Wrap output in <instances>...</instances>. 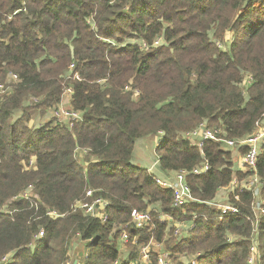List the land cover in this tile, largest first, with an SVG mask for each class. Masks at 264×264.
Listing matches in <instances>:
<instances>
[{
  "label": "trees",
  "instance_id": "16d2710c",
  "mask_svg": "<svg viewBox=\"0 0 264 264\" xmlns=\"http://www.w3.org/2000/svg\"><path fill=\"white\" fill-rule=\"evenodd\" d=\"M69 87L83 120L30 127ZM263 123L264 0H0V264L14 253L9 264H63L76 242L80 264H136L152 240L171 264H249L255 233L264 264V145L255 172L236 171L223 134L202 149L181 137L205 125L244 140ZM157 136L164 172L209 167L187 176L192 202L180 208L174 190L133 164L137 142ZM251 175L258 194L243 186ZM234 181L239 212L223 214L210 203ZM88 189L109 203L107 222L72 210ZM133 210L152 221L136 229ZM170 221L192 227L180 238Z\"/></svg>",
  "mask_w": 264,
  "mask_h": 264
},
{
  "label": "built area",
  "instance_id": "2783aa9c",
  "mask_svg": "<svg viewBox=\"0 0 264 264\" xmlns=\"http://www.w3.org/2000/svg\"><path fill=\"white\" fill-rule=\"evenodd\" d=\"M72 94H73V89L69 87L68 89H66L64 97H72ZM61 108L55 111V115L53 116L54 118L59 119L60 121L64 120L66 123L69 118V121L67 123L68 125H69V122L71 121L80 122L83 120V114L81 112L79 111L76 112L74 110L67 109V108H64V109L63 108L61 109ZM219 134L221 135L223 134L224 136L222 140V145L225 148L238 151V153L240 154L243 148L248 149L245 153H242V163L250 171L254 170L255 172V169L257 167V161L261 154L260 148L263 151L264 123L244 140H238V141L229 140L221 129H212V128L206 127L205 125H201L197 129H194L192 131L182 133L181 137L184 140L190 141L194 146H197L199 149H202L205 141H209V140L218 141ZM208 169L209 167L207 165H204L201 168H198L192 172H188L186 170L174 172V177L169 182H161L160 180L158 179L157 180L163 187L174 190V206L177 208H180L183 205L189 204L190 202H192L190 192H188V190L190 189L186 181L187 176L191 174L201 175L205 173ZM255 176H256L255 182H257L256 184H260L259 178L257 177V175ZM237 187H238V183L237 181H234L228 188L231 189V191H234ZM244 188L251 189L250 187H245V186ZM97 193H100V190L88 189L86 198L88 199L94 198V200L91 202L89 200L78 201L72 205V210L74 212H80L85 217L97 218V219H100L102 222H107L108 216L106 214V209L108 208L109 203L106 200H104L102 197H95ZM32 196L33 194H32L31 188L27 189L23 193V198H25L26 200H31ZM210 205L214 207L217 211L223 214L225 213L237 214L239 212L238 208L234 204L229 202L228 196L223 201L215 200L212 203H210ZM257 209H258V212H257L258 218H261L264 215V209L261 208L260 205H258ZM100 210L102 211V213L100 212ZM48 215L54 219L62 218L64 216L56 212H49ZM131 217L133 219V225L135 226L136 229H143L144 227L148 226L149 223L152 221V217L150 213L146 211L139 212L137 210H133ZM175 227L177 228V230L175 231V236L182 238L183 234L179 226L175 225ZM191 227H192L191 223L185 224V231L187 230L189 231ZM126 229H127V226L126 227L120 226L117 228V230L120 231V241L123 243V245H127L130 242V237ZM168 234L169 233H167V235ZM43 236H44V232L41 231L40 234L36 237V240L41 239ZM258 240L259 238L255 233L252 237V241H253V247L251 251L252 256L249 261V264H259L260 263V255L258 253ZM136 241L137 239L135 240V242ZM159 245L164 246V244H159L153 240L150 241L147 245H140L138 261L136 264H152L153 258L155 256L157 258V264H171V259H170L171 254L166 250L164 253H162L161 251H157L156 247H158ZM32 247H34V245H32ZM120 251L122 253V250ZM13 255L14 254L5 257L2 263L3 264L11 263V259L13 258ZM127 255L129 254L127 253L125 256ZM199 256L200 255L186 257L188 258V261L185 263L186 264H196L197 258ZM63 264H77V261H74L73 259H71ZM115 264H123V262L117 261L115 262Z\"/></svg>",
  "mask_w": 264,
  "mask_h": 264
},
{
  "label": "rangeland",
  "instance_id": "374dc122",
  "mask_svg": "<svg viewBox=\"0 0 264 264\" xmlns=\"http://www.w3.org/2000/svg\"><path fill=\"white\" fill-rule=\"evenodd\" d=\"M228 39H230V36H228ZM160 41H157L155 44H157V43H159ZM228 45H229V43L228 42H226L224 45H223V48H224V50H228ZM249 80H246V82H245V84H249ZM67 107V106H66ZM66 107H62L63 109L64 108H66ZM61 108V109H62ZM55 111L56 110H51L49 113H48V115H46V116H44V117H42V116H40L39 114H36V116H34L35 118L34 119H32V121H31V123H30V127H32V128H37V127H41V126H43L44 124H46L47 122H49V119L52 117V116H54L55 115ZM21 116V112L20 113H18L17 115H15L14 117L15 118H18V117H20ZM68 121H69V118H68V120H67V123H68ZM61 122H63V123H66L64 120H61ZM66 123V124H67ZM145 140H148V139H145ZM248 140V139H247ZM246 140V141H247ZM149 142H150V145H151V149L153 148V140L152 139H149ZM154 142L156 143V144H159L160 142H161V137H159V136H157V137H155V139H154ZM147 144H149V143H147ZM137 145V144H136ZM243 149H245V148H243ZM135 151H136V147H135ZM232 152H233V156H234V163H235V170L236 169H238L239 168V160L241 159V161H242V155L240 156L239 154H238V151H235V150H231ZM262 152V150H261V148H260V153ZM243 153V152H242ZM142 156H139V158H141ZM153 158H154V160L158 163V159H157V157H156V155H153ZM138 163H140V161H138V160H136V164H138ZM142 163V162H141ZM133 164H135L134 163V159H133ZM159 164V163H158ZM242 168H241V170L242 171H244L245 169H247L246 168V166L245 165H243V163H242ZM159 168H160V166H158ZM170 173V175L172 176V175H174V172H169ZM255 175H251V176H248L245 180H243L242 181V183H244L243 185L245 186V187H250L251 189H256V192L257 193H259V191L261 190V187H262V184H256L257 182H255ZM258 177V176H257ZM256 185V186H255ZM227 191V188L226 189H223L221 192H226ZM228 193L230 192L229 190L227 191ZM219 201L220 200H222L221 199V197L218 199ZM154 208H158L157 206H154ZM164 221V220H163ZM175 225H178L179 226V228H180V230L181 231H185V224H180V223H173V222H171L170 221V226L171 227H175ZM184 235V234H183ZM182 235V236H183ZM75 247H73L72 249H71V257L72 258H74V261H78V263H80L79 261V259H80V257H78V255L79 254H81V255H84L85 254V251H84V247H83V245L81 244V243H79V242H76L75 244ZM125 246L126 245H123V243L120 241V250H122V258H125V259H128V256L129 255H127V256H125L127 253L129 254V251L127 250V247L125 248ZM156 250L157 251H161L162 253H164L165 252V248H164V246L163 245H159L158 247H156ZM187 256H184V257H182V260L184 261V262H187L188 261V258H186ZM12 260L13 259H11V262H12ZM77 263V264H78Z\"/></svg>",
  "mask_w": 264,
  "mask_h": 264
},
{
  "label": "crops",
  "instance_id": "0c3cea01",
  "mask_svg": "<svg viewBox=\"0 0 264 264\" xmlns=\"http://www.w3.org/2000/svg\"><path fill=\"white\" fill-rule=\"evenodd\" d=\"M71 97H64L62 103L58 106V108L56 109H59L61 107H66L67 109H72V106H71ZM36 116V115H35ZM35 118V117H34ZM33 118V119H34ZM53 118V116L49 119L51 120ZM145 139H148V140H145ZM149 139H152L153 140V148L151 149V145H150V142H149ZM154 139L155 138H151V137H147V138H144V139H140L138 142H137V145H136V151L134 152V155H133V159H134V163L135 165H137L138 167H141V168H146L148 169L151 173H153L158 180H160L161 182H169L170 180L173 179L174 175H170V173H166L164 172L161 167L159 168L158 166H160L158 163L154 160L153 158V155H155V148H156V143L154 142ZM149 143V144H147ZM228 149V148H227ZM240 156L242 155V151H241V154L238 153ZM139 156H142L141 158H139ZM136 160L140 161V163L136 164ZM142 162V163H141ZM242 161L241 159L239 160V168L236 169V171H239L241 170L242 168ZM230 191L231 192V189L227 188V191ZM221 192L220 193V197L222 200L220 201H223L228 195L229 193L228 192Z\"/></svg>",
  "mask_w": 264,
  "mask_h": 264
},
{
  "label": "bare ground",
  "instance_id": "6f19581e",
  "mask_svg": "<svg viewBox=\"0 0 264 264\" xmlns=\"http://www.w3.org/2000/svg\"><path fill=\"white\" fill-rule=\"evenodd\" d=\"M158 44H159V43H157L156 45H158ZM86 195H87V192H86ZM86 199H88V198H86ZM89 200H92V201H93V200H94V198H91V199H89Z\"/></svg>",
  "mask_w": 264,
  "mask_h": 264
},
{
  "label": "clouds",
  "instance_id": "9594fccd",
  "mask_svg": "<svg viewBox=\"0 0 264 264\" xmlns=\"http://www.w3.org/2000/svg\"><path fill=\"white\" fill-rule=\"evenodd\" d=\"M71 98H72V97H71ZM57 108H58V107H57ZM54 110H57V109H56V108H54V109H53V111H54ZM71 110H72V109H71ZM52 119H56V118H54V117H53ZM65 124H66V123H65Z\"/></svg>",
  "mask_w": 264,
  "mask_h": 264
},
{
  "label": "water",
  "instance_id": "95a60500",
  "mask_svg": "<svg viewBox=\"0 0 264 264\" xmlns=\"http://www.w3.org/2000/svg\"><path fill=\"white\" fill-rule=\"evenodd\" d=\"M14 255H15V253H14ZM14 255H13V256H14ZM77 263H78V261H77ZM78 264H80V263H78Z\"/></svg>",
  "mask_w": 264,
  "mask_h": 264
}]
</instances>
